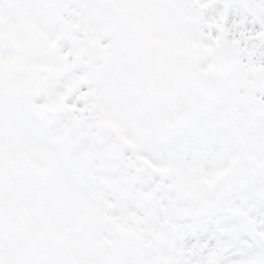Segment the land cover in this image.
I'll return each instance as SVG.
<instances>
[{
  "label": "snow or ice",
  "instance_id": "snow-or-ice-1",
  "mask_svg": "<svg viewBox=\"0 0 264 264\" xmlns=\"http://www.w3.org/2000/svg\"><path fill=\"white\" fill-rule=\"evenodd\" d=\"M0 264H264V0H0Z\"/></svg>",
  "mask_w": 264,
  "mask_h": 264
}]
</instances>
